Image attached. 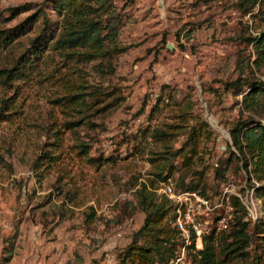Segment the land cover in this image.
<instances>
[{
	"label": "rangeland",
	"instance_id": "1",
	"mask_svg": "<svg viewBox=\"0 0 264 264\" xmlns=\"http://www.w3.org/2000/svg\"><path fill=\"white\" fill-rule=\"evenodd\" d=\"M58 3L0 0V30L30 17L0 40V264H117L144 219L136 190L166 175L186 181L192 168L215 186L228 223L218 232L241 217L253 238L247 264L254 249L264 264V162L236 151L223 178L213 171L228 157L226 124L264 123V98L250 110L249 87L234 95L224 84L252 74L264 83L251 40L264 29V0H105L99 48L55 42ZM39 9L45 39L30 54ZM112 13L123 15L115 34Z\"/></svg>",
	"mask_w": 264,
	"mask_h": 264
},
{
	"label": "trees",
	"instance_id": "2",
	"mask_svg": "<svg viewBox=\"0 0 264 264\" xmlns=\"http://www.w3.org/2000/svg\"><path fill=\"white\" fill-rule=\"evenodd\" d=\"M256 2L257 0H244L246 6H254ZM104 4L105 0H59L58 10L64 13L61 19V33L55 42L68 47L90 44L99 48L101 44L98 42L101 41V32L104 27L101 21L102 10L106 11ZM39 10L38 14L42 16L43 27L31 39L26 53L34 54L35 48H40L36 46L42 44L41 41L45 39L44 31L47 27V19L45 13L41 9ZM122 16L119 13H112L106 19L105 24L111 34H115L121 26ZM29 18L28 16L14 27L6 30L1 29L0 40L16 35L18 32H24ZM251 40H254L258 50V60L264 61V29L260 32V36H254ZM237 64L242 66L239 59ZM11 69H3L6 76L10 74ZM224 84L234 95L243 93L245 88L249 87L243 96L247 98L249 95L252 104L250 110H254L252 109L254 100L258 103L260 97L264 98V83H262V79L253 74L251 76L239 75ZM251 122H248V119H234L226 124L228 125L231 143L226 144L225 151L228 153V157H220L217 165L213 167L214 177L217 180L223 178L226 172V163L230 156H238L236 151L240 152L242 157H247V154L257 156L260 161L264 162V123L251 124ZM194 134V131L190 132L192 140ZM187 158H189L188 153H185L184 159ZM243 164L247 168L248 161L244 159ZM168 177L169 175L163 176L162 181ZM187 177L186 181L184 176L181 177L180 181H175V187L196 190L209 197L216 192L214 184L209 183L203 169H189ZM156 188L147 187L144 184L136 190V204L144 211V219L133 232L130 242L119 251L117 264H161L174 254L181 243L180 233L173 223L174 203L166 195L158 192ZM231 202L235 206V212H245V207L238 197L233 195ZM229 236H231V240H228ZM252 240V234L247 230V222L241 220V217L237 218L228 234L223 235L221 232H214L213 230L204 235L203 246L198 249L199 255L197 252L192 254V264H223L225 258L220 257L219 251L224 252L225 255L231 254L232 257H237V264H247L248 246ZM252 254L250 260L252 264H259V255L255 249ZM242 261L243 263H241Z\"/></svg>",
	"mask_w": 264,
	"mask_h": 264
},
{
	"label": "built area",
	"instance_id": "3",
	"mask_svg": "<svg viewBox=\"0 0 264 264\" xmlns=\"http://www.w3.org/2000/svg\"><path fill=\"white\" fill-rule=\"evenodd\" d=\"M223 189V193L228 192ZM156 190L166 195L174 203V225L180 233L181 243L174 254L161 264H192V254L203 246V237L228 226L227 219L218 212L220 202L196 190L175 187L168 177L161 181ZM228 207L232 204L228 201Z\"/></svg>",
	"mask_w": 264,
	"mask_h": 264
},
{
	"label": "water",
	"instance_id": "4",
	"mask_svg": "<svg viewBox=\"0 0 264 264\" xmlns=\"http://www.w3.org/2000/svg\"><path fill=\"white\" fill-rule=\"evenodd\" d=\"M169 46V45H168Z\"/></svg>",
	"mask_w": 264,
	"mask_h": 264
}]
</instances>
